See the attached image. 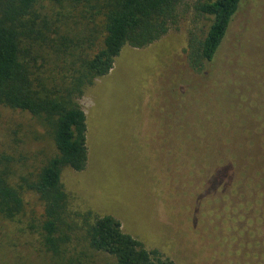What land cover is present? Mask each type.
Wrapping results in <instances>:
<instances>
[{"label": "rangeland", "instance_id": "374dc122", "mask_svg": "<svg viewBox=\"0 0 264 264\" xmlns=\"http://www.w3.org/2000/svg\"><path fill=\"white\" fill-rule=\"evenodd\" d=\"M199 1L207 0L181 6L178 24L158 42L125 46L110 73L85 88L79 103L88 162L81 172L62 170L64 231L72 240L61 258L45 242L44 206L22 180L56 156L53 134L30 113L0 105V176L23 200L18 212L0 214V264H117L90 247L82 219L89 213V222L113 216L123 232L175 264H264L261 238L233 229L230 218L242 228L243 210L232 215L215 189L213 176L224 174L222 190L233 168L204 124L234 115V104L264 111V0H243L216 62L202 73L188 57L191 38H202L210 23L197 13ZM96 6L37 0L21 46L47 86L55 85L45 78L59 71L55 64L67 66L58 56L91 55V45L101 46L105 18Z\"/></svg>", "mask_w": 264, "mask_h": 264}, {"label": "trees", "instance_id": "16d2710c", "mask_svg": "<svg viewBox=\"0 0 264 264\" xmlns=\"http://www.w3.org/2000/svg\"><path fill=\"white\" fill-rule=\"evenodd\" d=\"M188 1L96 0L98 12L105 18L101 46L95 48L92 43L94 54L91 55L58 56L64 58L62 61L68 67L60 71L55 64L60 72L56 70L59 73L54 71L51 76H45L55 84L47 86L39 74V66H35L31 56L26 59L21 46V38L29 28L28 17L37 0H0V105L28 112L39 119L51 130L57 150L56 156L48 160L33 180L22 179L44 206L42 230L54 257L61 258L72 240L64 231L69 223L65 219L68 202L61 181L62 170L68 167L81 172L88 162L87 115L79 103L85 88L110 73L125 46L143 49L166 36L178 24L179 9ZM71 2L79 6L85 0ZM242 2L207 0L196 4L197 13L206 16L210 23L202 38L193 37L189 43V63L195 72L202 73L216 62ZM234 106L235 116L230 115L232 111L225 118L204 115L213 144L224 157L226 166L233 168L222 190L219 177L224 174L221 171L212 181L222 200L232 206V215L243 210L242 228L238 220L230 218L235 232L242 236V231L252 238L257 235L264 243V111L259 108L245 113L246 106ZM22 208L19 191L0 176V214H11ZM89 216L91 213L82 215V219L90 247L113 256L117 264H175L159 250H149L123 232L120 221L113 216L97 217L93 222H89ZM68 264L79 263L71 260Z\"/></svg>", "mask_w": 264, "mask_h": 264}]
</instances>
